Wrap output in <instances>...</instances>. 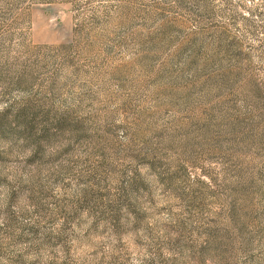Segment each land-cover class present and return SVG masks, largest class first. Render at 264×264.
<instances>
[{
    "label": "rangeland",
    "instance_id": "obj_1",
    "mask_svg": "<svg viewBox=\"0 0 264 264\" xmlns=\"http://www.w3.org/2000/svg\"><path fill=\"white\" fill-rule=\"evenodd\" d=\"M0 264H264V0H0Z\"/></svg>",
    "mask_w": 264,
    "mask_h": 264
}]
</instances>
